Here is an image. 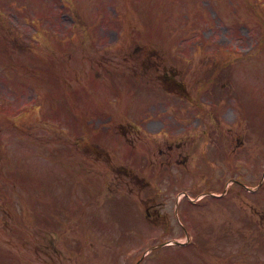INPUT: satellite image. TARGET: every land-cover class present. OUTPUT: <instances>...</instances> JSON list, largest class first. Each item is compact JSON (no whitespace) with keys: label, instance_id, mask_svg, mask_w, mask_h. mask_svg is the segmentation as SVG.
<instances>
[{"label":"rangeland","instance_id":"374dc122","mask_svg":"<svg viewBox=\"0 0 264 264\" xmlns=\"http://www.w3.org/2000/svg\"><path fill=\"white\" fill-rule=\"evenodd\" d=\"M142 1L25 0V9L15 0L0 23V264H264V40L255 43L259 19L244 8L252 2L165 0L163 23L176 30L158 25L192 58L175 72L182 94L164 90L166 73L117 70L136 42L109 29L156 28L160 19L153 0L142 21ZM199 21L210 22L205 34L198 29L209 57L200 42L192 46ZM75 23L67 44H57L54 35ZM114 41L109 84L87 58ZM71 45L70 61L48 55ZM223 48L234 54L225 58ZM210 91L219 102L204 107ZM139 106L149 126L136 132L127 122ZM107 115L109 131L88 121ZM236 178L255 190L231 184ZM172 240L187 243L144 255Z\"/></svg>","mask_w":264,"mask_h":264}]
</instances>
